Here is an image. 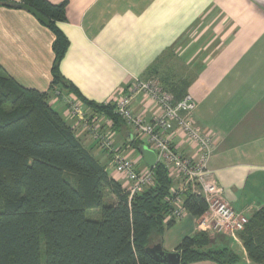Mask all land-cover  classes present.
Listing matches in <instances>:
<instances>
[{
	"label": "crops",
	"instance_id": "crops-1",
	"mask_svg": "<svg viewBox=\"0 0 264 264\" xmlns=\"http://www.w3.org/2000/svg\"><path fill=\"white\" fill-rule=\"evenodd\" d=\"M48 1L68 5L66 21L57 24L69 42L59 66L64 82L52 91L54 32L26 10L0 7V65L6 74L25 88L48 93L55 111L74 125L68 112L69 99L84 98L104 105L127 93L134 79L157 78L152 69L161 59L183 58L187 75L181 83L197 103L196 126L213 138L209 167L223 190V199L249 218L261 210L264 0ZM174 80L170 75L158 81L171 92L168 89L180 85ZM70 85L76 91L68 89ZM132 110L147 122L157 114L145 95L133 99ZM112 130L116 148L139 168L148 167L134 147L136 136L132 130L124 124L114 125ZM78 138L110 176L120 181L112 157L93 142L89 133L81 132ZM172 140L182 154L197 157L195 146L184 134L176 133ZM141 143L146 145L143 140ZM200 232L199 219L186 214L166 229L160 241L164 250L175 252L185 237ZM206 234L211 239L207 248L226 249L237 256L232 264H255L240 234L237 239L228 234Z\"/></svg>",
	"mask_w": 264,
	"mask_h": 264
},
{
	"label": "trees",
	"instance_id": "trees-1",
	"mask_svg": "<svg viewBox=\"0 0 264 264\" xmlns=\"http://www.w3.org/2000/svg\"><path fill=\"white\" fill-rule=\"evenodd\" d=\"M21 6L50 21L56 36L53 91L64 82L59 66L69 42L57 24L66 21L68 5L0 0V7ZM173 92L176 100L187 95L179 86ZM78 101L109 116L116 127L124 124L113 106ZM141 145L134 143L136 149ZM153 172L154 184L130 200L122 183L84 147L74 125L51 106L50 95L19 85L0 65V264H43L44 256L45 264H159L147 249L154 240L161 243L175 224L166 221L174 186L161 163ZM184 207L198 219L209 208L191 192L184 195ZM89 212L99 219L89 218ZM240 237L249 259L264 264V206L249 218ZM209 245L204 232L185 237L177 248L181 264L236 262L230 251Z\"/></svg>",
	"mask_w": 264,
	"mask_h": 264
},
{
	"label": "built area",
	"instance_id": "built-area-1",
	"mask_svg": "<svg viewBox=\"0 0 264 264\" xmlns=\"http://www.w3.org/2000/svg\"><path fill=\"white\" fill-rule=\"evenodd\" d=\"M162 88L158 80L137 78L129 85L127 93L104 105L114 106L115 115L132 130L136 139L141 138L157 154L158 163L168 170L172 181L177 183L171 190L170 205L173 210L166 221L177 222L184 218L187 214L184 195L191 192L202 196L209 206L205 216L199 219L201 231L228 234L237 239L249 223V217L223 199V190L209 167L214 151L213 138L196 126L197 103L190 94L176 100ZM139 95H145L157 108V114L150 122L135 115L132 110V101ZM67 103L77 133L88 132L93 142L112 157L111 164L129 193L130 200L154 184L152 169L139 168L137 162L116 148L115 132L112 130L114 124L109 116L89 113L77 99H69ZM176 133L184 134L195 146L197 157L186 156L174 146L172 137Z\"/></svg>",
	"mask_w": 264,
	"mask_h": 264
},
{
	"label": "water",
	"instance_id": "water-1",
	"mask_svg": "<svg viewBox=\"0 0 264 264\" xmlns=\"http://www.w3.org/2000/svg\"><path fill=\"white\" fill-rule=\"evenodd\" d=\"M23 10L28 11L31 13L36 19L41 22L44 26L49 27L50 21L44 18L40 13H38L35 9L21 6ZM139 152L141 153L145 164L150 169H155L158 165V158L157 154L150 149L146 145H141L138 148ZM148 253L151 257L159 264H181L182 263V254L180 252H167L164 250L163 245L161 243H157L147 249Z\"/></svg>",
	"mask_w": 264,
	"mask_h": 264
},
{
	"label": "rangeland",
	"instance_id": "rangeland-1",
	"mask_svg": "<svg viewBox=\"0 0 264 264\" xmlns=\"http://www.w3.org/2000/svg\"><path fill=\"white\" fill-rule=\"evenodd\" d=\"M182 60H183V58H180V57H176V58H172V57L169 58L168 57V59L167 58L161 59L160 62H158L156 64V66L152 69V72H153V75L155 77H157V78H155V80H160L162 77H168L171 75L173 79L175 78L174 82L180 81L179 89L183 90V93L186 94V87L182 86V83H181V78H184L185 74H186V73H184L185 67L182 63ZM181 69H183V70H181ZM167 74H169V75H167ZM176 88L178 89V86H176L174 88L172 86V88L168 89V90L173 91ZM173 94H174V92H173ZM173 94L171 93V95L175 98L176 96H175V94L174 95ZM111 106H113V105H108V107H111ZM141 142H142V139L138 138L135 141V145H137ZM88 217L91 219H94V220H98L99 214H97L95 212H89ZM210 241H211V239H210ZM154 242H155V240H154ZM42 250L44 251V244L42 245ZM42 262H43V264H45V256H44Z\"/></svg>",
	"mask_w": 264,
	"mask_h": 264
}]
</instances>
